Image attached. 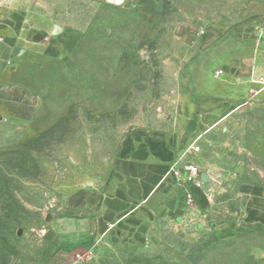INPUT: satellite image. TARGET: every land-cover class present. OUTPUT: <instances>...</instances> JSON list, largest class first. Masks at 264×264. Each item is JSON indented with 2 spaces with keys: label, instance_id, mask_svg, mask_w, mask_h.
<instances>
[{
  "label": "rangeland",
  "instance_id": "rangeland-1",
  "mask_svg": "<svg viewBox=\"0 0 264 264\" xmlns=\"http://www.w3.org/2000/svg\"><path fill=\"white\" fill-rule=\"evenodd\" d=\"M36 33L55 56L27 49ZM10 38L0 82L23 101L0 99V264H264V0H0ZM139 129L208 174L202 205L127 227L75 207L112 191Z\"/></svg>",
  "mask_w": 264,
  "mask_h": 264
},
{
  "label": "crops",
  "instance_id": "crops-1",
  "mask_svg": "<svg viewBox=\"0 0 264 264\" xmlns=\"http://www.w3.org/2000/svg\"><path fill=\"white\" fill-rule=\"evenodd\" d=\"M139 1L141 0H124L123 4L133 7ZM11 13L6 19L10 25L18 17V14L15 15L16 11ZM27 19L29 18L26 16L22 19L23 28L26 27V21L29 22ZM43 24L45 28L52 25L47 20ZM15 39L0 41V79L8 56H12L16 48ZM28 43L27 49L39 53L40 56L56 55L55 49L47 53L44 45L46 43L43 41ZM0 99L19 102L23 101V95L0 82ZM179 150L168 137L145 129L132 131L121 143L114 164L116 181L112 191L105 194L96 190L83 191L82 200L76 198L77 204L74 206L90 210L100 205L98 219L110 225L117 222V227H127L141 221L143 211L165 220L185 217L192 209L188 205V197L193 198V208L196 209L204 201V192L192 185L180 184L172 177L171 168L184 154V151ZM150 204H153V209H150Z\"/></svg>",
  "mask_w": 264,
  "mask_h": 264
},
{
  "label": "built area",
  "instance_id": "built-area-1",
  "mask_svg": "<svg viewBox=\"0 0 264 264\" xmlns=\"http://www.w3.org/2000/svg\"><path fill=\"white\" fill-rule=\"evenodd\" d=\"M219 75L223 74V71L218 73ZM254 78L252 79V83L260 86L264 89V68L257 75L253 74ZM255 91V90H252ZM189 151L193 154H197L200 151V147L192 146ZM187 152H184L182 158L179 159L171 168V175L176 180V182L185 185H192L197 189L203 190L205 188V184L202 181V172L194 165H191L187 162L183 161V157L186 156ZM194 200L191 196L188 197V205L192 206Z\"/></svg>",
  "mask_w": 264,
  "mask_h": 264
},
{
  "label": "water",
  "instance_id": "water-1",
  "mask_svg": "<svg viewBox=\"0 0 264 264\" xmlns=\"http://www.w3.org/2000/svg\"><path fill=\"white\" fill-rule=\"evenodd\" d=\"M110 4H114V5H122L124 0H107ZM45 39V36L41 33H36L34 36H33V41L34 42H41ZM202 181L204 182L205 184V190H208L209 188V176L207 173H203L202 174ZM48 221L51 220V216H48L47 218ZM53 238V232L52 231H49L46 236H45V240L47 241H51Z\"/></svg>",
  "mask_w": 264,
  "mask_h": 264
},
{
  "label": "trees",
  "instance_id": "trees-1",
  "mask_svg": "<svg viewBox=\"0 0 264 264\" xmlns=\"http://www.w3.org/2000/svg\"><path fill=\"white\" fill-rule=\"evenodd\" d=\"M142 1V0H141Z\"/></svg>",
  "mask_w": 264,
  "mask_h": 264
}]
</instances>
